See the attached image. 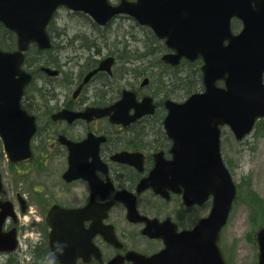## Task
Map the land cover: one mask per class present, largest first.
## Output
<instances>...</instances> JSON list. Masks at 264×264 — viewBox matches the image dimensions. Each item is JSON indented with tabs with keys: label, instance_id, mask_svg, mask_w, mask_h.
<instances>
[{
	"label": "flooded vegetation",
	"instance_id": "obj_1",
	"mask_svg": "<svg viewBox=\"0 0 264 264\" xmlns=\"http://www.w3.org/2000/svg\"><path fill=\"white\" fill-rule=\"evenodd\" d=\"M58 37L57 44L54 39L57 73L53 83L36 84L25 90L22 98V107L36 117L37 129L31 139L32 158L21 163L29 165L24 169L25 177L10 197L4 192L18 214L17 219L9 218L4 228H16L20 239L27 226L34 224L36 238L27 239L26 264H42L57 242L67 245L58 257L59 264H168L171 260L141 261L131 258V254L153 256L163 251L166 240L193 228L209 215L213 206V197L187 204L182 184L167 188L164 195L152 187L139 189L154 170L157 156L167 161L174 157V141L164 127L168 113L165 102L169 98L179 100L180 93L184 99L188 96L187 60L182 68L172 67L160 59L152 63L151 55L144 60L138 50L129 51L131 55L120 59L122 66L115 64V73L98 71L87 80L88 73L99 66L103 57L114 52H103L111 37H88V45L80 36H65L68 40L64 43V35ZM117 39L119 43L111 46L119 54L117 48L125 47L123 37ZM131 42L127 47L139 45ZM144 72L151 75L149 79L154 77L155 84L149 79L139 82ZM155 73H162L163 78L155 77ZM170 80L171 85L167 83ZM124 81L134 82L123 85ZM125 89L135 92L138 102L151 96L154 113H144L125 123L124 119L137 111L115 107ZM90 108H100L103 113H87ZM70 168L73 178L65 176ZM58 206L73 211L58 208L50 215ZM132 206L139 214L158 220L166 239L147 234V222L130 217ZM22 215L31 218L30 224L24 225ZM33 241L37 243L34 245ZM19 248L13 253L22 256ZM172 256L177 257V252Z\"/></svg>",
	"mask_w": 264,
	"mask_h": 264
},
{
	"label": "water",
	"instance_id": "obj_2",
	"mask_svg": "<svg viewBox=\"0 0 264 264\" xmlns=\"http://www.w3.org/2000/svg\"><path fill=\"white\" fill-rule=\"evenodd\" d=\"M64 4L88 12L100 24L117 13L133 15L150 25L159 37L167 38V45L177 54L165 59L173 63L182 55L191 59L199 54L204 57L205 91L192 94L182 103L167 101L165 125L175 141V164L187 157L188 166L175 169L172 163L158 159L148 184L164 191L172 182L170 176H176L186 183L187 203L213 193L214 207L193 229L178 233L177 239L166 240L167 248L161 253L142 259L166 256L170 264H227L219 239L236 197V186L221 157L219 126L229 124L241 139L264 116V0H122L118 6L108 0H0V22L18 37L17 50L0 48V136L12 161L30 156L29 142L35 131L34 117L20 106L24 87L32 78L22 68L24 51L31 42L40 48L51 46L47 25L57 7ZM234 16L244 23L239 34L231 31ZM100 68L109 69L110 63L104 60ZM220 79L225 80L226 87L217 86ZM128 94L132 93L126 91L122 103ZM2 189L0 173V192ZM130 213H135L134 207ZM14 214L10 201H0V251L17 246L15 229L3 230L6 217ZM159 228L156 221H149L146 232L165 236L158 232ZM257 239L260 253L256 264H264V227L258 231ZM173 251L177 257L170 256Z\"/></svg>",
	"mask_w": 264,
	"mask_h": 264
},
{
	"label": "rangeland",
	"instance_id": "obj_3",
	"mask_svg": "<svg viewBox=\"0 0 264 264\" xmlns=\"http://www.w3.org/2000/svg\"><path fill=\"white\" fill-rule=\"evenodd\" d=\"M86 18L84 15L72 14L66 9H59L52 25L56 44L60 39L58 37L59 31H61L59 27L64 26L67 31L65 35L72 36L79 33L88 45L90 38L86 37L85 33L89 34V30L85 26H89V23ZM120 23L122 26L119 27L118 24ZM134 25L130 20H119L103 31L108 35H116L117 33L123 34V30H125L138 36H146L147 31L145 29ZM67 40L65 36L62 38L63 43ZM111 44L108 43L103 52L114 50ZM117 49L120 52L124 51L123 59L130 55V52L125 48ZM54 55L55 52L51 53V56ZM30 56H35V53L30 54ZM127 67H133V65ZM33 71L36 73L38 70L33 68ZM142 80L143 77L139 82ZM131 82L124 81L122 83L128 85ZM40 83L43 82L38 78L35 84ZM222 153L236 183L238 196L233 203L229 223L221 232L220 248L229 264H255L259 253L256 234L258 229L264 226V118L256 124L250 134L240 141L236 140L231 129L225 126L222 130ZM28 166L12 164L6 155L0 138V170L9 197L25 177L24 169ZM22 221L24 225L30 224L31 218H24L22 215ZM27 227L28 229L20 237L18 252H22V256H18L16 253L1 254L0 264H26L27 259H29H24L25 251L28 249L27 239L28 237L36 238L34 224ZM19 259H22L21 263H19Z\"/></svg>",
	"mask_w": 264,
	"mask_h": 264
},
{
	"label": "trees",
	"instance_id": "obj_4",
	"mask_svg": "<svg viewBox=\"0 0 264 264\" xmlns=\"http://www.w3.org/2000/svg\"><path fill=\"white\" fill-rule=\"evenodd\" d=\"M0 43L1 45L6 48V49H12L13 47H15L16 45V40H15V35L12 31L8 30L7 28H5V26H3L0 23ZM36 55L35 57H37V59H35L36 63L37 62H41L44 61L48 64L51 63V59H48L47 57V51H39L36 49ZM188 86L189 89L190 87H201L202 85V81H201V75H189L188 77Z\"/></svg>",
	"mask_w": 264,
	"mask_h": 264
},
{
	"label": "bare ground",
	"instance_id": "obj_5",
	"mask_svg": "<svg viewBox=\"0 0 264 264\" xmlns=\"http://www.w3.org/2000/svg\"><path fill=\"white\" fill-rule=\"evenodd\" d=\"M132 40H126L125 38H123L122 39V42H123V44H124V47H125V49L126 50H128V51H136V50H138L140 53H142V54H144L143 55V57H142V59H146V57L148 56V55H151V56H153V60H152V63H156V61H157V57H158V46L157 45H155V44H152V43H150L149 41H146V39H138V41H136L135 39L133 40V41H136L137 43H142V42H146V47H144V48H140L139 47V45H137V46H135V47H127V45H129L130 43H132L131 42ZM133 45V44H132ZM131 45V46H132ZM150 53V54H149ZM161 70V69H160ZM162 72H163V70H161ZM144 75H150L149 73H146V72H144ZM151 76V75H150ZM155 77H161V78H163V74L162 73H155ZM153 79H154V77L152 78L151 77V82H153ZM171 82H172V80H170V81H168L167 83L169 84V85H171ZM131 84V83H130Z\"/></svg>",
	"mask_w": 264,
	"mask_h": 264
},
{
	"label": "clouds",
	"instance_id": "obj_6",
	"mask_svg": "<svg viewBox=\"0 0 264 264\" xmlns=\"http://www.w3.org/2000/svg\"><path fill=\"white\" fill-rule=\"evenodd\" d=\"M29 211L31 212L32 210L29 209ZM38 219V218H37ZM37 243V241H33V244L35 245ZM67 247L66 244H62L60 242H57L55 245V249L54 251H50L48 253V256L45 257V260L42 262V264H59V260L58 257L60 255H63L64 253V249Z\"/></svg>",
	"mask_w": 264,
	"mask_h": 264
}]
</instances>
